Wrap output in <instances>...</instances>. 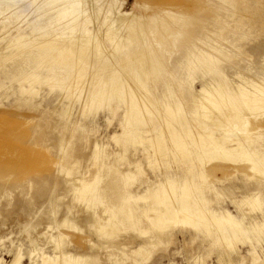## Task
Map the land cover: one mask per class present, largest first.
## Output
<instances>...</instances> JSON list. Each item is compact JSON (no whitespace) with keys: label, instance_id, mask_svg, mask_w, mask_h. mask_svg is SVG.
Here are the masks:
<instances>
[{"label":"rangeland","instance_id":"obj_1","mask_svg":"<svg viewBox=\"0 0 264 264\" xmlns=\"http://www.w3.org/2000/svg\"><path fill=\"white\" fill-rule=\"evenodd\" d=\"M0 1L2 2H0V11L4 10L0 13V47L10 39L9 36L16 38L19 35H29L35 24L41 26L43 24L44 28L41 30L45 34L56 29L64 30L65 22L71 20L72 14L92 12L96 4L95 2L93 4L92 0H83V4L69 8L68 0ZM110 6V9L106 8L103 13L111 20H115L114 17L124 12L128 13L127 18L133 23L130 25L131 28L128 27L113 38L101 37V43H104L103 49L104 46L108 47L104 50L105 54L113 56L105 65L123 64L121 60L125 55L120 45L125 47L129 44L128 49L133 51L140 49L142 45L147 46L148 42L152 43V48L158 46L157 52L150 54L149 57L153 63L161 62L162 66L158 65V74L155 77L144 79L145 86L147 85L152 91L148 93L150 95H160L163 84L168 81L173 84L175 90L171 98L172 102L188 100L190 92L202 87L206 75L204 73L209 69L205 67L201 69L198 66L191 71L190 67L181 65L188 57L187 49L194 46V38L198 40L196 45L205 50L211 49V53L219 58L211 65L226 68L229 75L234 72L232 66L248 70L251 67L255 69L262 67L261 54L253 50L261 46L264 40V0H112V4L110 0ZM16 11H23L26 16L17 19ZM59 11L66 13L69 11L67 13L69 15L61 16ZM16 19L22 23L15 21ZM110 19L105 25L102 24L103 27L98 23L90 22L88 28L92 30L96 26L97 29H104L111 22ZM5 22L9 24L6 29ZM161 22L163 30H155ZM56 24H60L57 25L59 29ZM97 31L95 30L93 35L96 36ZM246 32H250L252 36L238 38L239 34ZM77 35L82 37L79 33ZM154 37L158 40L155 41ZM3 39L6 42H3ZM140 43L142 44L139 45ZM217 43L223 47L222 50L211 46L213 44L216 46ZM220 46L219 48H222ZM56 49L58 48L54 47L47 53L54 57L58 55ZM35 50L46 51L44 48ZM89 51L92 52L93 56H90L93 60L96 52L93 48ZM116 55L118 57H115ZM91 57L87 59L91 60ZM114 59L115 61L112 62ZM182 59L180 63L179 60ZM35 65L37 64L30 63L28 67L34 68ZM4 66H1L2 70L0 68V81L4 77V70L10 69L9 66L8 68L7 65ZM63 66L65 67L64 63H58L52 68ZM106 70L104 68L105 72ZM120 70H122L121 74H129L134 69L128 63ZM188 71L193 73V76L189 75ZM210 73L211 71H208L205 77H210L212 74ZM17 86V83L11 84L7 81L5 88L2 87L5 89L3 92L0 88V261L4 260L3 264L12 263L17 254L21 257L19 264H42L44 256L53 257L56 254L58 234L59 236L64 234L62 238L64 249L79 254L92 251L99 255L95 260L92 257L87 258V262L84 261L87 264L91 262L134 264L132 262L134 254L131 249L153 236L161 239L152 249L148 259L143 260L139 257L136 259L138 264L141 262V264H197L202 261L222 264L218 261L219 254L230 247H235L231 254L234 264H264V222L261 220L264 221L262 217L264 216V172L255 171L258 168L262 169L259 165L262 159L258 155L251 154L244 157L236 153V150L229 152L224 149L235 142L232 143L231 137L223 133V130L235 129V124L229 122L228 126L220 129L210 118H199L194 124L187 123L190 121L185 120L192 118L188 115L190 114L188 111L180 115L177 113L174 118L164 111L146 112L148 122L132 124L127 122L126 105L122 101L118 102L115 96L108 99L109 102L105 100V103H97L91 111L81 112V101L63 99L59 96V87L53 88L47 84L38 87L39 94L35 95L32 101L37 106L32 108L28 105H19V102L17 104L15 89ZM142 101L148 106L156 107L154 101L151 103L145 98H142ZM70 102H73L72 111L64 110ZM257 125L258 123L253 124L254 128L250 129L251 132L257 131V134L255 133L254 141L250 142L248 148L261 145L264 140V126L258 129L255 127ZM167 129L178 131L179 140L166 132ZM193 129L195 133H205V138L209 140L206 150L203 148L201 138L196 140L194 132L193 135L189 134ZM115 132L118 136L113 139L112 135H116ZM247 141L249 142L246 139ZM98 144L101 146L100 150L96 149ZM130 161L132 164H129ZM138 163L142 173L125 175V172H122L130 170L129 168L133 170ZM192 176H196V179L197 176L201 178L199 181L201 180L203 190L205 189L204 195L210 207L229 209L238 219H242L243 228L247 230L239 233L240 236H237L232 244L223 242L225 249L221 241L215 239L218 233H214L215 236L211 232L212 235L204 234L202 232L204 228L201 226H198V230H193L184 224L172 226L168 224V229L164 225L162 228H149L150 222L146 215L141 213V208L149 206L154 200L152 197H149L148 201L136 200L140 208L135 207V200L132 201L133 208L140 213L135 211V215L138 216L136 222L139 223L135 225L131 224L132 222L128 223L123 214L119 213L118 218H121V222L119 224L115 222L118 227L113 226V228L108 225L109 223L106 228H101L102 222H107L105 218L114 211H104L106 199L102 201L98 199L96 203L82 199V194L87 195L90 192V195H95V192L91 193V189L84 186L81 179L87 182L97 179L103 188L104 185L105 188L108 185H119L117 192L109 191L110 189L109 192L104 189L101 192H104V195L114 193L123 197V194L129 191H136L135 193L138 194L141 191L143 194L147 184L158 178L171 177L180 185L186 178ZM119 177L122 179L126 177L125 181ZM249 195H259L260 203L251 204ZM91 203L92 205L89 206ZM94 215L103 218L97 221L93 218ZM141 215L146 221L140 217ZM147 215L152 222L159 221L155 211L150 210ZM254 221L259 224L258 229H255ZM145 227L149 228L148 233L145 232ZM99 235L106 242L102 238L100 240ZM253 252L255 255L252 254ZM128 256H131L130 259Z\"/></svg>","mask_w":264,"mask_h":264},{"label":"bare ground","instance_id":"obj_2","mask_svg":"<svg viewBox=\"0 0 264 264\" xmlns=\"http://www.w3.org/2000/svg\"><path fill=\"white\" fill-rule=\"evenodd\" d=\"M93 2H95L96 4H94ZM68 3L70 4L69 8H74L77 5H80V3L83 4L84 1L83 0H80V1L68 0ZM92 3L95 5V8L92 12L85 11V12H81V14L80 13L72 14L71 20L68 22H65L66 26L64 30L63 28L60 31L56 29L57 31L55 30V31L48 32L47 34H45L41 30L42 28H44L43 24L42 26L35 24L31 28V33L29 35H19L16 38L9 36L8 39L9 38L10 39L9 40L7 39L8 40L7 42L6 40H4L5 39L4 38L2 41L3 42L5 41L6 43L2 47H0V68L2 70V67H5L4 65H7L6 67L8 68L9 66L10 69L4 70L3 73H4L5 79H3L4 77L2 76L3 78L0 81V88L1 89L2 87L5 88L7 81H9L11 84L17 83L18 86L15 88L17 90V96H16L17 104L19 102V105L20 104L28 105L34 108L37 105L36 103L34 104L32 101L35 95L37 96V94H39L38 87L44 86L46 84L53 88L56 86L60 88L59 96L61 98L69 99L70 101H72V99L73 101L74 100L81 101V112L91 111L97 105V103L98 104L105 103L106 102L105 100H108V99L110 100L115 96L118 102L122 101L126 105L127 111L125 114L127 116V122L132 123V124H143L145 122H148V119L146 117V112L152 113L155 111H158V112L164 111L165 113L170 115L171 118H174L177 113L180 115L183 112L188 111V113H190L188 115H191L192 118L186 119L185 120L186 122L190 121L187 123L194 124V122L197 121V119L199 118H205V119L210 118L213 120V122L217 126L220 127V129H224L226 126L230 124L229 122H231L232 124H235V129H229V130L224 129L223 133L228 134L231 137V142L232 143L235 142V143H233L232 145L228 147H225L224 149L229 152L236 150V153H238L239 155H243L244 157H248L251 154H253V156L254 155L260 156L259 158H261L262 161L261 163H259V165L260 167L262 166V169L258 168L254 170L258 173L264 172V169H263L264 168V140L261 142V145L258 144L257 146H252L251 148L247 147L250 144V142L253 143L255 133L257 134V131H253V132L250 131V129L254 128L253 124L258 123V125L255 126V127H258V129L264 126V40L261 46L253 50V51H258L261 54V59L263 61L262 67H260V69H257V68L255 69L251 67L248 70L247 68L244 69V68H237L236 66H232L234 72L232 75H229V72H227L228 70H226V68L221 67L222 68L221 69L220 67L211 65L212 62H214L215 60H219V58L216 55L211 53V49L205 50V49L200 48L198 45H196L195 43L198 40L196 41L194 38L195 42H194L193 47L195 48L193 47L191 48L190 46L187 49L186 55L188 57L187 58L185 57L186 61H184L181 65L190 67L191 71H193L192 68L194 67L199 66L198 68H201V69L205 67V69H209L208 71H211L212 74L210 73L211 74L210 77H205L208 71L204 73L206 75L203 78L205 80L202 83V87L200 89L195 88L194 92H190L188 100L187 99L186 100L183 99L182 101L174 100V102H172L171 98L173 97L175 90L172 87L173 84L171 85L170 81H168V83L163 84V87H162L163 89L160 91L161 93L159 92L160 95L159 94L158 95L148 94V93H151L152 91L148 89V86L146 85L147 86L146 87L144 83L145 78L150 79L152 77H155L158 74L157 72L158 65L162 66L161 62L153 63L152 59L149 57L150 54L157 52L156 48L158 46L154 48L155 46L153 45L154 47L152 48L151 47L152 43L148 42L147 46L142 45L143 48L140 47V49L138 48V50L136 49L135 51H133L131 49H128L129 44L123 47L124 46L123 42H125L123 41L122 42L123 46L121 45L119 46L120 48L122 47V49H124L123 54L125 56L123 60L120 59L121 61H123V64L121 65L116 64L121 67L114 65L115 63L114 64L110 63L112 65H109V64L105 65V63H107L108 60H111L113 56L111 57L108 51L106 52H108L109 56L105 54L104 50L108 47L104 46L105 49H103L104 43L103 44L101 43V37L111 36L113 38L114 36H117V34H121L122 31H124L128 27L131 28L130 25L133 23V21L127 18L128 13H124V12L119 13L118 16L114 17L115 20H111L108 15L104 14L103 11L106 8L110 9L111 7L110 0H92ZM111 4H112V0H111ZM1 12H4V10L0 11V13ZM17 12L18 11H16V13ZM67 13H69V11H67ZM67 13L64 11H59V14L61 16L62 15L65 16ZM68 15L69 14H67L66 16ZM22 16H26V15L23 13V11H19L16 18L21 19ZM17 19L15 21H18L20 23V21ZM109 19L111 22L104 29L103 28L97 29L96 26L92 30L88 28V23L90 22L98 23L99 25L103 27L105 23L109 21ZM59 20L60 19H58V21ZM18 22H16V24ZM7 25L9 26V24L7 23L6 25H4L5 29L7 28ZM57 25L60 26V24H56L55 26ZM95 30L96 31L98 30L96 36L93 35V32ZM155 30L157 31L163 30L162 22L155 28ZM9 31L7 32L9 33ZM77 33L81 34L82 37H78ZM201 34L205 35L204 32H201ZM4 35L5 34H3V36ZM250 36H252L250 32H246L245 34H239L238 38H247ZM127 38L130 39L129 37ZM119 40H121V38H119ZM125 40L127 41V39ZM140 40L142 41V39ZM154 40L157 41L158 39L154 37ZM216 41H214V43H216ZM32 43H35V45H33ZM155 43L158 45L157 42ZM141 44L142 43H140L139 45ZM217 45L219 44L217 43ZM217 45L215 46L213 44L211 46L217 47L219 50L223 49L222 46L219 45L220 47H222V48H219V46ZM226 45L228 46V44ZM115 46L116 45H114V47ZM54 47L58 48L55 50V52H57L58 55L52 57L50 54L47 53V51H50ZM36 48H40V49L44 48V50L46 51L39 52L38 50H35ZM90 48H93L94 51L96 52L95 54L96 56L93 60L91 57L93 56L92 52L89 51ZM114 49H116V47ZM225 49H228V48H225ZM114 54H117V53L114 52ZM235 54L236 53H234V55ZM87 57H91V60H88ZM115 57H118V56L116 55ZM183 59L179 60V62L181 63ZM114 61L115 59L112 60V62ZM30 63H35L37 65H35L34 68H29L28 65H30ZM58 63H62V64L64 63L65 67L63 66L64 68L62 67V68H57V69L52 68V66L57 65ZM128 63L132 65L134 70L129 72V74H126L124 72L123 73L125 75L121 74L122 70L120 69L122 68L124 64H128ZM104 68L107 69L106 72L104 71ZM194 71H197V70L194 69ZM202 72L204 71L202 70ZM173 73L174 71H172V74ZM189 73H188L189 75L193 74L191 72ZM189 77L193 78L191 76H188V78ZM194 79L195 78H193V80ZM3 89H2V92H3ZM6 91L4 92V94L6 93ZM142 98L147 99V101L150 100L151 103L152 101H154L156 104V107L154 106L155 107L154 108L153 106H148L146 103H144V101H142ZM72 104L73 102H70V104L67 105L64 110L72 111V106H73ZM253 119H256L258 122ZM167 121L168 120L166 119V122ZM167 131L169 132L171 136H175L177 137V140H179L178 131L173 130V129H167L166 132ZM189 132H190L189 134H192V132H194L196 140L202 139L203 148L204 150H206L208 147L209 140L205 138L206 137L205 133L204 134L195 133L194 129ZM117 136H118V133L116 135H112L113 139L116 138ZM246 139L249 140V142L248 141L246 142ZM99 147H101L99 146V144L96 145L97 150H100ZM129 164H132L131 161ZM134 167L135 168L133 170H131V168H129L130 170L126 168L127 171L123 170L122 172L123 173L125 172L124 173L125 175L131 174V173L132 174L142 173L141 168L139 167V163L135 164ZM202 172H205V171L202 170ZM125 178L124 179L121 178V179L125 181ZM197 178L198 179H196V176L188 177L180 185L176 184L174 179L171 177H167L164 179L158 178L156 179V181H150L147 184L146 189L143 190V192L145 191L143 194L141 191H140V194H138V193H135L136 191L127 192V191H124L125 190L124 189L123 191L127 193L123 194L124 195L123 197L119 196V194L117 195L114 193L113 194L105 193L104 195V192L103 193L101 192L102 189L107 190V191L109 189H110L109 191L116 190L117 192L119 190L118 188H120L118 187L119 185L118 186L108 185L106 186V188L104 185V188H103L100 186V183H98L99 180L97 179H94V181H90V182H87V180L81 179V182L83 183V185L91 189V193L95 192V195L94 194L90 195L89 194L90 192L88 193L89 195L82 194V199L83 200L86 199L88 200L87 202L90 201L93 203H96L98 199H101V201L106 199L104 200L106 201V205L104 206L105 207L104 211L108 212V210H114L113 213L112 212L109 213L108 218H105L107 222L103 223L102 221H100L103 224L101 228H104L105 226H108V225L112 226V228L113 226L118 227L117 223L115 222H118V224L119 222H121V218L120 217L118 218L119 213L123 214L124 219L128 223L132 222L131 224H134V225L136 223H139V221L136 222V220L138 219V216L135 215L136 212L138 211L136 210V208H133L132 201L135 200L134 203L136 204L137 202L136 200L147 199L148 201V199H150L149 197H152V199H154L152 203H150L149 206L148 205L145 206V208H141V213L145 214L150 222L149 228L151 227H161L162 228V226L164 225V227L168 229V227L172 225L184 224L187 227L192 228L193 230L194 229L198 230V226H201L202 228H204L202 230L204 234L209 233L210 235L211 233L212 234L218 233V235L214 234V236L216 235L215 239L217 241H221L223 246H224L223 242L225 243L229 242L232 244L234 242L233 240H236L235 238L238 236V234L242 233L245 230L242 225V219L241 220L238 219L229 209H224V208L214 209L210 207L204 195L205 189L203 190V186L200 183L201 180L199 181V179L201 178H199L198 176ZM124 181H122V183ZM258 196L259 195L250 196L252 200L251 204L256 205L257 202L260 203L259 202L260 196L259 197ZM91 205L92 203L89 204V206ZM93 206H97V205H93ZM135 207H139V205L136 204ZM150 210L155 211L157 213V218L159 220L157 223L152 222L150 217H148L147 214ZM140 217L142 218V215ZM245 217L246 216H244V218ZM262 217L264 218V216ZM93 218L96 220L97 219L100 220L103 217H100L99 215H94ZM142 219H145V218H142ZM261 220L262 222H264L263 219ZM126 221L124 222L126 223ZM254 222L253 224L255 225L254 227H256L255 229H258L257 226H259V224L257 223V221H254ZM145 223L147 224L148 222H145ZM168 224H171V225L167 226ZM149 228H146V231L144 229V231L147 232ZM151 229H155V228H151ZM156 231L158 232L157 229ZM256 231H253V232L256 233ZM144 235H146V233ZM57 236H58V238H56L57 245H55L57 246L56 254L53 257L44 256L43 257L44 259H42L43 261L41 260L43 262L42 264H85L87 262V258L89 257L94 258V260L95 258L96 259L99 258L98 257L99 255L92 251H86L83 254H79V253H74L72 251L64 249L63 244H62V241H63L62 238L64 237V234H60V236L58 234ZM150 236H151V230H150ZM99 238L101 240L102 237L99 235ZM160 239L161 237L153 236V238H148L147 240H143L138 246L133 245L134 247L133 249H131V252L134 254L133 260H135L136 262L133 260L132 262L134 264L135 263L138 264L136 260L138 259V257L139 259H143V260L148 259L149 256L151 255L152 249L156 247V244L160 241ZM103 241L106 242V240L104 239ZM217 241H213V242L218 243ZM54 242L55 241H53V243ZM216 243L214 245H216ZM231 244L230 246H232ZM223 248L225 249V246ZM17 250L18 248L16 249V252ZM234 250H235V247H230V248H227L221 251L218 257V261L221 262L222 264H234V261L232 259L233 257L231 258V254ZM252 254L255 255L254 252ZM34 255L36 256V254ZM20 258H21L20 255L17 254L15 256L14 261L12 263L10 262V264H19ZM85 260L86 262H84ZM3 261L4 260H1L0 264H3ZM88 264H100V263L91 262ZM197 264H214V263L202 261V263H197Z\"/></svg>","mask_w":264,"mask_h":264}]
</instances>
